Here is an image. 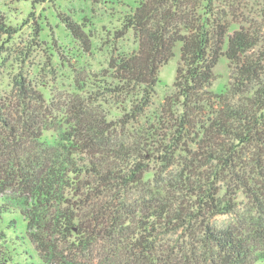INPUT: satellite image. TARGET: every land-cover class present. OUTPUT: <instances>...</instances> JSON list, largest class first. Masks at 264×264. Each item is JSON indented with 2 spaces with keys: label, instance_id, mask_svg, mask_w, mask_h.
<instances>
[{
  "label": "trees",
  "instance_id": "16d2710c",
  "mask_svg": "<svg viewBox=\"0 0 264 264\" xmlns=\"http://www.w3.org/2000/svg\"><path fill=\"white\" fill-rule=\"evenodd\" d=\"M242 16L235 0H141L112 82L83 70L47 98L15 77L0 94V264L264 263V51L234 29ZM63 20L90 51L92 25ZM17 32L0 13V59Z\"/></svg>",
  "mask_w": 264,
  "mask_h": 264
},
{
  "label": "rangeland",
  "instance_id": "374dc122",
  "mask_svg": "<svg viewBox=\"0 0 264 264\" xmlns=\"http://www.w3.org/2000/svg\"><path fill=\"white\" fill-rule=\"evenodd\" d=\"M241 7L242 18L234 29L245 25L259 32L264 51V0H235ZM141 0H0V13L16 28L14 39L5 45L0 59V94L11 90L17 75L27 83H36L47 98L63 97L80 82L78 73L94 75L95 80L112 82L114 70L110 62L117 59L118 50L132 53L138 49V39L127 32L121 21L131 14ZM77 24L92 25L89 33L91 50L75 40L63 19ZM44 32H40V31ZM88 30V29H87ZM86 30V31H87ZM87 33V32H86ZM259 47V48H260ZM180 49V48H179ZM176 57L160 70V85L154 102L163 103L172 92L180 63ZM218 76L214 89L221 92L231 80L229 62L222 58L216 67ZM221 223L229 222L223 217ZM264 264V263H258Z\"/></svg>",
  "mask_w": 264,
  "mask_h": 264
}]
</instances>
